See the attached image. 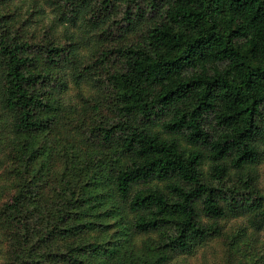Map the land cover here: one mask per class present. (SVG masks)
<instances>
[{
	"label": "trees",
	"instance_id": "trees-1",
	"mask_svg": "<svg viewBox=\"0 0 264 264\" xmlns=\"http://www.w3.org/2000/svg\"><path fill=\"white\" fill-rule=\"evenodd\" d=\"M263 160L264 0H0V264H262Z\"/></svg>",
	"mask_w": 264,
	"mask_h": 264
},
{
	"label": "rangeland",
	"instance_id": "rangeland-1",
	"mask_svg": "<svg viewBox=\"0 0 264 264\" xmlns=\"http://www.w3.org/2000/svg\"><path fill=\"white\" fill-rule=\"evenodd\" d=\"M257 173L259 177L260 187L264 191V160L259 165ZM6 177L7 176L3 175L2 171H0V187L2 185L5 186ZM221 223L225 224V231L229 235H233L234 232H236L237 230H239L240 227H242L243 224L242 221L236 220H225ZM227 244H229V240L226 238H219L211 241L209 244L205 245L199 252L195 254L193 259L190 261V264H229L227 260L229 257V250ZM257 254L263 257L262 264H264V244L259 245V252H257ZM234 258V263L236 264L240 257L236 256Z\"/></svg>",
	"mask_w": 264,
	"mask_h": 264
}]
</instances>
